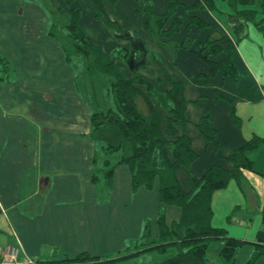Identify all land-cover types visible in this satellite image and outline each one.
<instances>
[{
  "label": "crops",
  "instance_id": "0c3cea01",
  "mask_svg": "<svg viewBox=\"0 0 264 264\" xmlns=\"http://www.w3.org/2000/svg\"><path fill=\"white\" fill-rule=\"evenodd\" d=\"M168 2L155 0V15L164 14ZM195 2L190 0L186 6ZM147 5L141 0L104 2L106 17L121 30L124 21L136 20L131 24L135 28L128 25L131 37L141 29V15ZM72 6L79 7L76 2ZM87 11L93 23L94 19L103 21L95 18L91 3ZM109 11L118 17L111 19ZM192 12L206 17V12L189 14ZM155 15H147L148 31L158 25ZM81 18V28L92 39ZM212 23L217 28L211 26L206 38L210 30V35L226 31L218 19ZM48 25L49 15L38 0H0V233L5 236L0 264H12L6 262L4 252L8 246H17V240L22 250L13 264H28L27 259H32V264H72L59 262L81 253L102 257L121 252L140 238L145 220L154 221L160 207L157 188L132 191L130 171L125 165L115 168L110 186L102 181L91 182L93 159L99 148L90 137V108L75 87L74 71L65 62L60 44L47 34ZM184 28L188 29L187 23ZM104 39L108 41L109 37ZM202 39L193 42L202 44ZM227 40L233 44L232 38ZM226 46L222 45L223 49ZM147 63L150 69L156 68L154 62ZM241 63L246 73H251V80H239V84L256 85L262 96L257 102L239 98L236 86L230 81L229 88L228 78L220 74L217 91L211 80L207 86L214 91L211 104L203 113L197 112V102L204 101L195 94L200 90L183 83L188 121L185 132L198 157L189 169H178L179 181L190 174L201 175L213 164L231 168L226 156L243 141L264 137V90L247 62ZM173 74L172 81L182 79L178 69ZM191 79L195 84L196 78ZM170 86L155 90L164 92ZM207 87L200 95L206 101ZM233 107L239 126L230 115ZM204 121L209 122L208 128ZM245 156L253 164V170H242L249 187L241 190L230 180L225 188L216 190L211 197V224L224 228L230 237L254 243L257 233H264V143L246 151ZM179 215V209L166 207L167 223ZM244 248L251 246L239 251Z\"/></svg>",
  "mask_w": 264,
  "mask_h": 264
},
{
  "label": "trees",
  "instance_id": "16d2710c",
  "mask_svg": "<svg viewBox=\"0 0 264 264\" xmlns=\"http://www.w3.org/2000/svg\"><path fill=\"white\" fill-rule=\"evenodd\" d=\"M38 1L49 15L47 34L60 44L65 62L74 71L75 87L90 108V137L100 144L98 150L102 152L100 158L97 155L93 159L91 182L102 181L110 186L115 168L122 164L130 171L132 191L157 188L160 202L156 219L145 220L140 238L132 241L125 250L102 257L81 253L60 262L111 263L139 253L153 252L162 258L151 264H217L210 260L208 249L212 242L220 241L218 256L222 263L219 264H234L238 251L245 246H251L252 252L243 264H255L264 254V233L259 231L256 241L251 243L228 236L224 228L214 227L211 224V197L216 190L225 188L230 180H234L241 190L249 187L242 170H253V164L246 158L245 152L264 143V137L253 136L226 156L225 160L232 165L231 168L213 164L201 175L190 174L184 182L179 181L178 169H189L198 157L185 132L188 121L185 117L187 100L183 96V81L173 80L170 88L164 92L148 89L146 81L136 72L143 65L139 64V60L143 59L139 42H135L131 51L123 48L126 54L123 59L114 53L115 61L81 28L80 9L72 6L76 0ZM105 1L114 4L117 0H89L95 18L103 19L113 30L122 31L115 21L106 17ZM144 1L148 2L143 7L145 16L155 15L152 6L155 0H141V3ZM230 1L233 5L238 2L244 5L254 3V0ZM177 4L179 0H171L164 14L155 15L158 25L150 33L157 44L165 46L183 25L182 18L174 16ZM186 7L192 11L214 9L211 0H196L195 4ZM258 7L262 18L257 27L263 30L264 0L259 1ZM239 13L228 15L227 21L240 39L247 35V21L253 19L257 11L245 9ZM189 23H194L199 29L210 26L206 19L194 15L189 16ZM145 26L147 29V21ZM222 40H227L226 34L220 31L216 35L212 33L199 50H193L199 59L208 64V71L200 72L194 83L208 86L211 78L219 73L236 86L239 98L259 101L262 96L256 85L239 84L241 74L230 55L207 59L209 55H221L224 50ZM226 43L228 48L233 47L230 40ZM183 46L174 44L175 48ZM117 61L133 65L131 78L124 76ZM99 95L106 102L104 108L97 101ZM230 115L239 126L234 107ZM168 206L180 211L178 219L170 223L166 218ZM152 223L156 226V233L153 232ZM261 223L264 225V203Z\"/></svg>",
  "mask_w": 264,
  "mask_h": 264
},
{
  "label": "rangeland",
  "instance_id": "374dc122",
  "mask_svg": "<svg viewBox=\"0 0 264 264\" xmlns=\"http://www.w3.org/2000/svg\"><path fill=\"white\" fill-rule=\"evenodd\" d=\"M89 0H76L77 6L80 9V12L82 13V20L81 23L84 25V30L88 32L91 36L94 42L99 45L102 50L107 53L109 56L114 58V53L117 54L120 58L125 57V51L124 49H127L128 51H131V48L134 47L135 42H139L141 44V48L143 49V59L139 60V64L142 63L143 65L138 69V72H144L145 75H142V78L146 81L149 88H157L159 86L160 89H166L171 85V81L174 78V76H171L173 72L177 69L179 71V74L181 75V80L185 84V87L187 85L195 86V90L200 92H195V94H198V98L200 100H204L202 102H197V106L194 108L197 112H204L205 108L208 104H211L212 97L214 96V91L210 89L211 87L207 86H198L196 84H193L192 79L197 78L198 73L200 72H206L208 71V64L207 62H204L203 60L199 59L196 53L193 52V50H199L201 48V44L193 42V39H197L199 42L200 39H202L203 35H205L208 32V29L211 28V26L217 27L215 25H212L214 22V18L218 19L222 25H224L226 31L223 33L227 35V37L232 38L234 47L228 48V46L224 47V50L221 54H227L230 56H233L239 63L240 67L242 69H239L240 76V82H244V80H251V73H246V71L242 67L241 60H244L247 62V66H249L252 69V74L254 75L255 79L258 80L260 88L264 90V28L263 30L257 27V23L261 21L262 14L261 10L259 9V1L260 0H254V3L244 5L241 2H238L237 4L233 5L230 0H211L214 6V9L212 11H206L202 10V12H206L204 15H206V18L210 24L209 28H203L199 29L194 23H189V16H192L191 14L198 15L196 12H191L192 10L188 9L186 5L190 3V0H179V4H177V7L175 8V15L177 17L182 18L183 20V26L167 41L168 43L165 46H162L160 44H157V41L153 39L151 36L150 31L146 29L145 21H147V17L145 16V13L141 15V23H140V30L138 29L137 32H133L134 36L131 37V34L127 31L128 25H131L133 23L136 24V20L131 18L132 20L130 22L124 21V26H122L123 31H116L112 28H109V26L105 23L104 20H95L94 23L92 22L93 18L88 16L87 17V8L89 7ZM166 3L167 0H161ZM171 0H169L168 4ZM181 2V3H180ZM168 7V5H167ZM245 9H250L253 11H257L253 19L247 21V35L244 38H238L236 33H234L230 29V22L228 23L227 17L230 14H240L239 12ZM110 12V11H109ZM237 12V13H236ZM133 14H136L135 12ZM109 17L111 19L116 18L118 16H114L111 12L108 13ZM201 16V15H200ZM196 17V16H194ZM199 17V15L197 16ZM188 23V29L186 30L184 28V25ZM135 25H131V28H135ZM152 30V28H151ZM213 30V29H212ZM211 30L209 31L208 35H210ZM146 34L149 36V38L146 36ZM186 35L185 39L183 36ZM214 35V32H213ZM109 37V40L107 41L104 38ZM147 37V40L145 38ZM199 37V38H198ZM174 39V40H173ZM202 39V42L205 40ZM178 40L181 42L178 43ZM227 40H222L221 44L224 45ZM201 42V43H202ZM174 44H183V48H175ZM103 46V47H102ZM227 51V52H226ZM142 53V52H141ZM166 55V56H165ZM203 55H207L206 53H203ZM210 57H206L208 60H215L219 59L217 57H213L209 55ZM232 58V57H231ZM116 61V60H115ZM154 62L156 65V68L150 69L147 62ZM118 65L123 70V74L127 78L132 77V71H133V65L131 63H120V61H117ZM174 75V74H173ZM220 74L217 73L214 77L211 78V82L213 83V86L215 88V91L219 89L217 82ZM158 79L161 82H158ZM217 79V80H214ZM185 80V81H184ZM251 82V81H250ZM227 86L231 88L230 80H227ZM207 87V89H210L206 92L205 96L209 98L208 101L205 100L204 96L201 95V90ZM233 88V87H232ZM234 89V88H233ZM192 90H190L191 92ZM204 94V93H203ZM98 102H100L101 108L105 107V100L103 101V98L98 96ZM213 102V101H212ZM206 120V119H204ZM203 125L208 128L209 122L204 121ZM206 128V129H207ZM100 144H97V147H99ZM97 155L101 151H96ZM100 158V156H99ZM184 182V181H182ZM156 226L154 223H152V229L155 230ZM5 236L4 234L0 233V246H4ZM220 241H214L211 243L208 254L210 260L214 261L215 263L219 264L222 263V259L218 256V251L220 249ZM131 246V245H130ZM252 252V248H244L243 250L239 251L236 255L235 263L234 264H243L246 260L250 258L249 254ZM158 253L153 252H143L139 253L135 256L129 257L128 259H120L116 260L114 262H106V263H100V264H151L153 262H156L162 258V256ZM251 255V254H250ZM111 256V255H109ZM33 263V260L30 259ZM31 263V264H32ZM61 263V262H59ZM30 264V263H28ZM255 264H264V254L259 257V259L255 262Z\"/></svg>",
  "mask_w": 264,
  "mask_h": 264
},
{
  "label": "built area",
  "instance_id": "2783aa9c",
  "mask_svg": "<svg viewBox=\"0 0 264 264\" xmlns=\"http://www.w3.org/2000/svg\"><path fill=\"white\" fill-rule=\"evenodd\" d=\"M21 245L17 240V246H8L4 252V258L7 263H16L18 252L21 251ZM27 263H32L30 259H27Z\"/></svg>",
  "mask_w": 264,
  "mask_h": 264
}]
</instances>
